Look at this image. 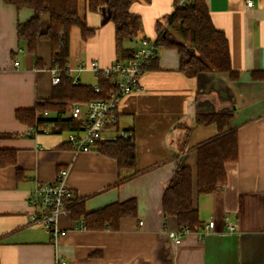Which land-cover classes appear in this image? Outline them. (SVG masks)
Here are the masks:
<instances>
[{
    "label": "crops",
    "instance_id": "obj_1",
    "mask_svg": "<svg viewBox=\"0 0 264 264\" xmlns=\"http://www.w3.org/2000/svg\"><path fill=\"white\" fill-rule=\"evenodd\" d=\"M206 3L214 26L226 34L238 77L213 71L188 78L180 71L178 52L161 48L142 76L141 90L121 100L117 125L104 131L105 140L126 131L134 135L137 163L128 170L95 148L75 152L67 143L68 130L17 119V111L54 100L53 52L45 39L36 55L29 52L18 26L34 16L33 10L18 11L0 0V264H264V0ZM174 4L137 2L132 11L141 18V33L124 49L131 52L142 39L155 38L157 22L165 24ZM80 12L95 35L83 41L73 29L68 63L96 61L108 68L118 54L107 5L93 12L81 0ZM49 22L42 16L43 33ZM86 73L90 81L82 80ZM78 78L86 86L98 82L91 71ZM214 112L233 114L223 131L237 134V160L225 165L226 183L216 193L200 194L195 187L201 226L175 244L169 232L181 230L175 217H165L163 196L178 165L190 167L196 178L198 149L221 136L217 124L199 125L196 116ZM43 113L45 119L56 118ZM64 118L69 120V112ZM184 126L191 128L188 137ZM61 169L68 170L67 185L86 213L135 200L137 215L121 218L114 228L92 230L79 228L84 217L76 220L70 211L60 216L63 233L53 238L31 220L40 212L28 200L38 184L53 183ZM229 222L237 231L228 232Z\"/></svg>",
    "mask_w": 264,
    "mask_h": 264
},
{
    "label": "trees",
    "instance_id": "obj_2",
    "mask_svg": "<svg viewBox=\"0 0 264 264\" xmlns=\"http://www.w3.org/2000/svg\"><path fill=\"white\" fill-rule=\"evenodd\" d=\"M3 1L18 11L24 8L33 10L34 16L27 23L18 26L19 39L27 43L29 52L34 55L37 54L39 40H48L52 46L53 67L64 68L68 64L73 29H79L83 41L95 35V29L88 26L86 18L80 12L81 0ZM137 2L149 4L151 0H86V8L93 12L100 11L107 5L108 20L115 25L117 60L130 57L131 52L124 49V43L138 38L141 33V18L132 11ZM44 15L50 21L45 33L41 31V18ZM156 34L160 49L168 48L178 52L180 71L188 78L213 71L228 73L232 79L238 77V72L231 65L229 41L226 34L214 26L206 0H191L186 7L174 11L165 24L157 22ZM155 62L156 60L151 66ZM112 89L113 85L103 79L99 80L98 92L92 86L73 84L71 78L63 72L60 83L54 89L55 101L37 102L33 109L17 111L16 117L20 122L33 127L52 123L60 131L78 130L79 123L64 118L70 111L69 103L106 99ZM41 111L56 113V118L45 119L40 114ZM232 116V113L224 112L198 113L196 116V123L199 125L217 124L221 136L198 149L196 178L190 167L178 165L165 190L164 215L175 217L180 230L194 231L201 226L198 210L194 206L195 187L200 194L216 193L226 183L225 165L237 160V134L223 131ZM184 128L188 137L191 128ZM95 149L116 159L121 169L136 168L134 135L129 139L99 141ZM70 211L76 220L84 217L87 229L102 230L116 227L123 217H135L137 204L135 200H129L88 214L79 201L72 204Z\"/></svg>",
    "mask_w": 264,
    "mask_h": 264
},
{
    "label": "built area",
    "instance_id": "obj_3",
    "mask_svg": "<svg viewBox=\"0 0 264 264\" xmlns=\"http://www.w3.org/2000/svg\"><path fill=\"white\" fill-rule=\"evenodd\" d=\"M191 0H176L174 11L190 4ZM252 1L247 2L251 7ZM160 47L157 38H147L131 51L128 59L117 60L108 68H100L96 61L85 63L77 60L74 65L68 63L64 68L54 67L51 70L52 83L58 85L62 73L71 78L73 84L79 83L78 75L84 71H91L98 82L94 89L99 91V80L103 79L113 85L108 98L92 100L87 102H70L69 119L79 123L78 130L69 131L67 143L75 152H88L95 148L99 141L105 140L104 131L110 127H115L118 121L119 104L127 95L141 90V79L153 61L159 58ZM18 62L15 63L17 65ZM47 116L48 112L43 113ZM46 130V128H44ZM133 136L132 132H122L111 139H129ZM110 139V138H109ZM108 139V140H109ZM68 170L61 169L53 183L38 184L29 196V203L39 209V214L32 216L34 223L41 224L46 228L53 238L59 237L63 230L59 226V218L68 215L76 197L72 189L67 185ZM215 226L214 221H210L207 228L212 230ZM79 228L86 229V224L81 221ZM228 232L237 231V225L229 222ZM189 230L169 232V237L175 244H179ZM57 264H67L65 261H57Z\"/></svg>",
    "mask_w": 264,
    "mask_h": 264
},
{
    "label": "rangeland",
    "instance_id": "obj_4",
    "mask_svg": "<svg viewBox=\"0 0 264 264\" xmlns=\"http://www.w3.org/2000/svg\"><path fill=\"white\" fill-rule=\"evenodd\" d=\"M91 77H92V76L89 77V75H87V73H86V74H83V76H82V80H83V81H90V80H91Z\"/></svg>",
    "mask_w": 264,
    "mask_h": 264
}]
</instances>
